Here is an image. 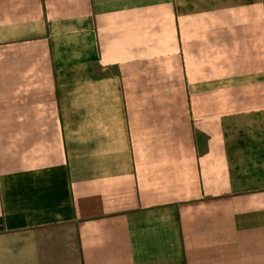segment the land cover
I'll return each mask as SVG.
<instances>
[{
	"label": "crops",
	"instance_id": "0c3cea01",
	"mask_svg": "<svg viewBox=\"0 0 264 264\" xmlns=\"http://www.w3.org/2000/svg\"><path fill=\"white\" fill-rule=\"evenodd\" d=\"M0 264H264V0H0Z\"/></svg>",
	"mask_w": 264,
	"mask_h": 264
}]
</instances>
